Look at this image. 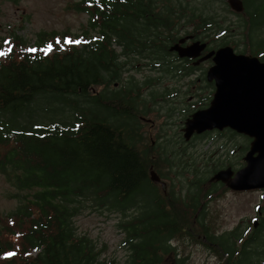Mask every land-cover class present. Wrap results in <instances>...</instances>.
<instances>
[{
  "label": "trees",
  "instance_id": "16d2710c",
  "mask_svg": "<svg viewBox=\"0 0 264 264\" xmlns=\"http://www.w3.org/2000/svg\"><path fill=\"white\" fill-rule=\"evenodd\" d=\"M5 1L0 0V4ZM9 1L18 3L20 0ZM258 1L259 6L247 12L250 17L244 21V26L264 23L263 18L256 19L257 15L264 14V0ZM154 2L156 0L77 1L78 8L90 13L91 28H98V33L82 46L73 44L48 53L43 45L57 31L41 30L36 40L38 51L11 50L4 61L0 60V174L19 190L13 193L19 202L9 211L19 222L15 234L19 242L14 247L15 253L4 256V251L13 248L12 243L0 241V264H107L99 261L101 251L94 242L87 235H76L71 224L79 207L93 197L124 216L121 228L132 249L128 264H160L163 254L171 252L162 242L163 230H179L177 237L188 234L193 244L202 242L213 250L219 249L226 258L220 264H239L236 231L217 234L203 219L206 209L203 207L198 212L200 197L207 199L219 186L213 183L205 187L208 178L197 175V183H190L185 195H176L173 191L164 193L150 177L153 157L144 154L130 139L136 132L135 127L129 122L116 123L117 113H122V118L128 114L125 97L119 94L112 97L113 93L108 97L91 91L92 84L113 76L110 73L106 77L102 67L118 68L123 63H119L118 53L111 49L113 40L122 45L125 53H142V45H149L152 36L165 31L172 34L175 8L188 9L182 1L166 0L163 5H180L165 6L157 17L156 11L150 8ZM190 16V19L197 17L196 28L208 22L212 27L214 24L220 27L216 14L191 10ZM142 17L148 20L146 37H142L139 27ZM83 33L89 37V29ZM10 34L15 44L23 42L16 31ZM3 46L1 41L0 50ZM156 52L146 49L147 55ZM43 92L59 94L56 98L60 99L81 93L86 100L95 103L93 108L79 106L72 122L31 123L30 103ZM109 100L114 103L112 121L97 115L96 111L98 103L104 108L110 105ZM167 196L178 199H163ZM183 197L191 202L186 203ZM136 205L141 211L125 219ZM193 220L201 227L204 240L193 230ZM0 229L3 240L1 226ZM10 232L15 233L12 228ZM243 245L241 254L256 255L257 263H253L263 264L260 259L264 255V244L262 249H252L247 241ZM34 248L37 251L32 255ZM180 264H188V260L181 259Z\"/></svg>",
  "mask_w": 264,
  "mask_h": 264
},
{
  "label": "flooded vegetation",
  "instance_id": "af4514ba",
  "mask_svg": "<svg viewBox=\"0 0 264 264\" xmlns=\"http://www.w3.org/2000/svg\"><path fill=\"white\" fill-rule=\"evenodd\" d=\"M243 1L245 7L242 11H236L233 9L229 1L228 4L232 10L242 16L244 25V17L247 21L250 15H247V12H249L248 1ZM169 5L171 8V5L178 7L180 4H161V6H158L157 3L154 2L150 5V8L156 11L155 14L157 17H160L162 8ZM182 5L186 6L185 3ZM258 6L259 4L254 5L252 10L256 9ZM182 8L183 7H179V10L177 8L174 9L173 21L175 26L172 30V34L165 31L160 35L152 36L149 45H142V53H125L122 45L116 40H113L111 49L118 53L116 58L119 63H123L118 68L115 66L109 68L102 67V69H104L103 74L106 77L110 73L113 76L109 79L104 78L102 81L92 84V92L97 95L103 93L109 97V95L113 93L112 97L119 94L121 97L124 96L126 98H124L126 102L125 109L128 114H124V118H122V113H117L118 117L116 123L120 124L123 122H129L132 127H135L136 132L130 135V139L140 146L144 154H150L153 157L154 161L150 165V172L151 169H154L164 184L156 182L152 178L151 180L157 183L164 193L167 194L173 191L176 195L181 194L180 188L183 187L184 182L193 184L197 183L195 176L198 175V172L205 171L202 167H207V165L211 166L210 171H213V173L207 177L208 184L204 183V186L208 187L213 183L216 185V182H221L222 187L225 186V182L221 180H211L210 178L214 173L223 168L231 167L234 171H237L244 167L247 164L246 154L249 152L252 141L255 138L254 136L238 131L230 126H225L223 128H207L202 132L194 131L190 137L186 136L185 128L187 120L191 118L193 113L197 110L209 107L218 90H224L231 102L238 97L236 83L239 88L238 81L240 78L234 75L233 69L229 68V65L233 64V62H227L225 64L226 67L220 69L221 75L216 76L213 74L212 69V66L216 63L214 58L216 52H211L217 51L223 45H231L236 50L235 52L237 54L243 53L250 56H257L262 62H264V36H259L256 40H254L252 36L253 28H256L257 33L264 34V23L260 24L258 22H253L244 26L243 40L245 41L246 46L244 49H240L238 48L239 41L237 37H230L229 31H232L233 29L228 24L223 25L222 20L224 17L219 22V28H221L220 32L217 33V36H211L209 30L212 28L213 24L208 22L204 27L196 28V19H194V17L190 19V14L186 15L188 9ZM148 16L150 17V14ZM143 18L144 17H142L139 27L143 33L142 37H146L148 20L146 21V19ZM260 18L264 19V14L256 16L257 21ZM151 20H153L152 17ZM89 25L91 26L90 18ZM188 25L192 26L189 28ZM182 29L185 30L181 31ZM93 30L98 33V28ZM95 35L96 34L93 36ZM154 40L156 42L155 45L153 44ZM196 40L201 43H206L203 50L199 54L182 55L180 49L186 48ZM175 44H177L179 49H171V46H174ZM116 45H119L120 49ZM146 49L157 52L155 54L150 53L147 55ZM141 58L150 61L156 59L158 63L154 64H157L158 66L161 65V67H152L151 75L145 77L140 85L122 86L120 91L110 89V82L113 81L115 86L119 85L118 80H120L122 70L124 68L129 69L132 67H138L135 61H139ZM150 61H146V63ZM98 62L103 63L101 61ZM131 64H133V66H131ZM127 65L129 66L126 67ZM229 71L232 72V74ZM228 73L231 75L229 76ZM97 85H103V87L98 89ZM94 103L95 101H93V104ZM108 104L110 105L101 108V104L98 103L96 111L97 115L107 117L108 120L112 121L114 116L112 114L114 113V103L111 104V101L109 100ZM215 131L218 133L230 131L234 135L245 136L247 142L245 144L236 143V147H233L232 149L229 145H222L219 149L213 150L209 155L203 153L197 154L196 149L199 145V139L206 138ZM189 173L192 174V178H190ZM178 183L180 186L179 189L177 188ZM228 189L232 188L229 187ZM232 190L237 192L245 191ZM183 198L186 203L191 202L188 197ZM163 199L178 198L167 196ZM199 200L201 201V205L198 207V212H200L203 207L206 209L207 203L206 198L200 197ZM169 204L170 203L167 201L168 208L170 207ZM184 206L186 207L185 203ZM190 207L191 206L188 208ZM257 211L259 214L251 217L253 231L246 234L243 231L240 233L242 244L240 245V248L238 244H236L237 254H241V248L245 241H247V244H253V242L259 238L258 233L264 230V227H262L264 205H259ZM198 212L196 215L199 214ZM142 213H144V208ZM203 219L206 221V216H203ZM255 221H257V224ZM227 231L231 230L216 231V233L221 234L222 232ZM245 231H247V228ZM161 235L163 236L162 242L164 243V246L171 250V252L163 254L161 263H165L166 255H169L170 253L173 254L171 264H180L181 259L188 260V255H182L178 246L174 243L175 239L177 241L181 240L177 237V235H180L179 230H169L167 232L163 230ZM199 235L203 236V231H201ZM203 239H205L204 236ZM123 241L129 243L125 238H123ZM163 250L164 248L162 247L161 251ZM218 251L221 252L219 249ZM222 257V263H224L223 261L226 260V258L224 256Z\"/></svg>",
  "mask_w": 264,
  "mask_h": 264
},
{
  "label": "rangeland",
  "instance_id": "374dc122",
  "mask_svg": "<svg viewBox=\"0 0 264 264\" xmlns=\"http://www.w3.org/2000/svg\"><path fill=\"white\" fill-rule=\"evenodd\" d=\"M77 1L80 0H20L18 3L7 0L2 2L0 4V42L2 41L4 46L0 50V53H2L0 54V60L4 61L11 50L26 52L30 49H35L38 51L40 47L36 44V40L38 32L41 30L57 31V34L49 38L50 41L43 45V48L48 53H52L56 49H64L73 44L82 46L88 41V38L96 34V31L91 29L89 25L90 14L78 8ZM164 1L166 0H157L156 3L158 6H161ZM170 1H182L185 3L188 7L186 15H189L191 10H193L206 15L216 14L219 22L224 17L222 20L223 25L228 24L233 29L229 31L230 37H237L239 41L238 48H245L246 43L243 40L245 28L242 16L231 9L228 0ZM257 4H259L258 0H254L253 2L252 0H248V9L252 10L253 6ZM196 18L194 17V19ZM244 21L246 22L245 17ZM216 25L214 24L209 30L211 36H217V33L220 32L221 28H218ZM191 26L188 25L189 28ZM86 29H89V37H86L83 33ZM183 30L185 29L181 31ZM13 31H16L22 37L23 42L19 44L14 43L13 35L10 34ZM252 36L256 40L259 36H264V34L257 33L256 28H253ZM69 40L73 41V43H68ZM75 41H79V43ZM116 46L119 48V45ZM146 61L150 60L141 58L139 61H135L138 67L124 68L121 72L120 80H118L119 85L115 86L112 81L109 84L110 89L120 91L122 86L140 85L145 77L151 75L152 67H161V65L154 64L158 63L156 59L147 63ZM102 87L103 85H97L98 89ZM58 95L51 92H43L36 96V99L30 103L33 109L31 113L32 119H30L31 123L35 121L48 122L50 120L72 122L76 119V112L79 110V106L84 105L93 108L94 105L91 100L85 99V94H69L68 98L61 96V99L60 97L56 98ZM199 140L196 153L208 155L213 150L219 149L222 145H229L232 149L236 147V143L245 144L247 142L245 136L234 135L230 131H226L225 133L215 131L208 137ZM210 167L209 165L204 168L202 167L205 171L198 172V176L209 177L213 173V171H210ZM189 175L190 178L193 177L191 173ZM216 185L220 186L211 197L209 196L206 199V223L217 232L235 230L236 242L240 248L242 244V238H240L241 231L245 234L253 231L251 217L259 214L257 211L259 205H264V189L256 188L237 192L228 189L229 187L226 185V187H222L221 182H216ZM179 187L178 183L177 188L179 189ZM189 189L190 183L184 182L183 187L180 188L181 194L185 195ZM16 192H19V190L15 189L13 184L3 174H0V226L3 229V234L1 235L3 240L0 239V241L3 243H7L8 241L12 243L10 247H13L4 251V256L15 253L16 248L14 247L19 242L18 236L15 235L19 222L16 217L9 214V211L13 210L19 202V199L13 194ZM144 197L146 200V196ZM140 211L141 207L139 205L133 206V209L129 210L126 214L125 219L131 217L128 216L130 213L133 215ZM123 218L124 216L121 212L98 203L93 197L87 200L83 206L79 207V211L73 216L71 224L76 235H87L94 242L96 249L101 251L98 257L99 261H106L107 264H128L132 249L129 243L123 241V238H125L124 228H121L123 227L121 225ZM10 228L15 233L10 232ZM192 228L198 233L202 231L201 227L196 225L194 220ZM246 228L247 231H245ZM258 234L259 238L253 244L248 243V246L252 249H262L264 230ZM198 236L204 240L202 235ZM179 239L181 240L177 241L175 239L174 243L178 246L182 255H188V264H220L222 262L223 257L221 252L213 250V248L206 246L202 242L193 244L190 235H182ZM242 248H245V245ZM36 251L37 248H34L31 254L34 255ZM236 257H239V264H255L253 262L257 261L256 255L255 257H251L250 254L238 253ZM171 260H173L172 253L166 255L165 263L162 262L161 264H171ZM260 261L264 264V255Z\"/></svg>",
  "mask_w": 264,
  "mask_h": 264
},
{
  "label": "water",
  "instance_id": "95a60500",
  "mask_svg": "<svg viewBox=\"0 0 264 264\" xmlns=\"http://www.w3.org/2000/svg\"><path fill=\"white\" fill-rule=\"evenodd\" d=\"M228 1L236 11L244 10L243 0ZM205 45L206 43L196 40L186 48L180 49V52L182 55L199 54ZM175 48L179 49L177 44L171 46V49ZM235 51L231 45H223L217 51H212L211 53L216 52V63L212 69L214 75L220 76V69L225 68L227 62H233L229 68L240 78L239 88L236 83L238 97L231 102L224 90H218L209 107L197 110L187 120L186 136L190 137L194 131L202 132L207 128L225 126L254 136L251 148L246 154L247 164L244 167L237 171L231 167L223 168L210 179L221 180L235 190L264 188V62L257 56L237 54ZM150 177L164 184L154 169H151ZM255 223L257 224V221Z\"/></svg>",
  "mask_w": 264,
  "mask_h": 264
},
{
  "label": "snow or ice",
  "instance_id": "6c2138e0",
  "mask_svg": "<svg viewBox=\"0 0 264 264\" xmlns=\"http://www.w3.org/2000/svg\"><path fill=\"white\" fill-rule=\"evenodd\" d=\"M75 42L79 43V41H75ZM68 43H73V41L69 40ZM49 47H51V46H49ZM29 51H36V50L35 49H30ZM0 54H2V53H0Z\"/></svg>",
  "mask_w": 264,
  "mask_h": 264
}]
</instances>
